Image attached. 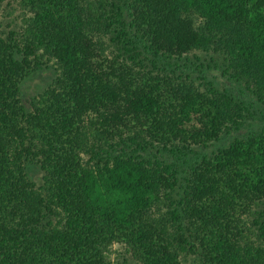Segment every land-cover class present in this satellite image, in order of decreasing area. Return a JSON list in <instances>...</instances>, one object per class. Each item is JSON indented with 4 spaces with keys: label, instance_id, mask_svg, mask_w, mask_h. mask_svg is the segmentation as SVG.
<instances>
[{
    "label": "trees",
    "instance_id": "obj_1",
    "mask_svg": "<svg viewBox=\"0 0 264 264\" xmlns=\"http://www.w3.org/2000/svg\"><path fill=\"white\" fill-rule=\"evenodd\" d=\"M9 1L26 15L0 34V264H115L113 243L264 264V124L241 94L264 105V0ZM209 50L239 93L184 76Z\"/></svg>",
    "mask_w": 264,
    "mask_h": 264
},
{
    "label": "rangeland",
    "instance_id": "obj_2",
    "mask_svg": "<svg viewBox=\"0 0 264 264\" xmlns=\"http://www.w3.org/2000/svg\"><path fill=\"white\" fill-rule=\"evenodd\" d=\"M26 15V10L17 2L9 1L5 2L0 12V34L7 35L10 30L18 31L23 25V18ZM195 25L197 27L202 25L203 19L195 16ZM180 63H185L184 69L189 78L193 79L195 84L205 83L207 80H212L215 86L219 89L223 87L229 88L236 93L241 90L240 86L231 82L228 79L227 74L224 72V65L220 57L214 53L213 50L196 51L188 55L187 60H181ZM53 67L43 68L36 70L30 74L21 83V96L24 102L29 105L30 99L42 92L50 83L54 77ZM206 78V80L204 79ZM244 99L250 103V110L252 116L249 117V121L252 126H259L264 124V105L257 101L254 96H250L247 93H241ZM214 148V147H210ZM29 175L33 179H40L44 174L43 170L38 164H31L28 167ZM168 204H162V210H167ZM111 259L115 264H140L122 244L113 243L111 249Z\"/></svg>",
    "mask_w": 264,
    "mask_h": 264
}]
</instances>
